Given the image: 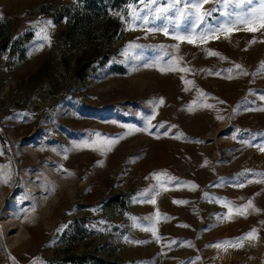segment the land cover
I'll list each match as a JSON object with an SVG mask.
<instances>
[{
  "label": "rangeland",
  "instance_id": "1",
  "mask_svg": "<svg viewBox=\"0 0 264 264\" xmlns=\"http://www.w3.org/2000/svg\"><path fill=\"white\" fill-rule=\"evenodd\" d=\"M76 1L0 0V264H264V29L237 23L260 0H209L198 27L196 0H129L83 80L57 19Z\"/></svg>",
  "mask_w": 264,
  "mask_h": 264
},
{
  "label": "trees",
  "instance_id": "2",
  "mask_svg": "<svg viewBox=\"0 0 264 264\" xmlns=\"http://www.w3.org/2000/svg\"><path fill=\"white\" fill-rule=\"evenodd\" d=\"M128 2L129 0H78L57 11L58 20L66 19L62 39L68 48L67 52L75 56L74 75L78 80L85 79L95 67L103 66L108 61L110 45L122 34L116 11ZM13 36L9 22L0 24V55L6 50L10 54L14 53ZM67 52L63 50V57ZM70 58L63 59L66 67ZM96 261L103 262L99 259Z\"/></svg>",
  "mask_w": 264,
  "mask_h": 264
},
{
  "label": "snow or ice",
  "instance_id": "3",
  "mask_svg": "<svg viewBox=\"0 0 264 264\" xmlns=\"http://www.w3.org/2000/svg\"><path fill=\"white\" fill-rule=\"evenodd\" d=\"M141 3H145V0H140ZM158 0H147L146 7H150L152 5H156ZM175 3H179L180 0H174ZM247 3H251L252 0H246ZM209 3V0H196L195 3L191 5V8L189 9V12L187 13L188 16L195 17V20L193 21V27H198L200 23H202L206 16L211 15V11L204 10V5ZM261 3V9L258 11H252L250 14L245 16H238L237 17V23L247 25L246 28L247 31H257L259 29H264V0H260ZM173 5H169L168 7H155L150 14L154 16L155 19H161L166 20L168 18L167 14L169 12V8ZM191 9H195V11H192ZM181 15H185L184 13H181ZM147 19L145 18V23H148ZM47 24H51V21H48ZM259 25V27H255L254 25ZM235 28V25L233 27H221L219 29H213L212 34L209 35L207 33H202L199 37L194 38L192 35H176L173 37L174 39L178 41H187L188 43H195L196 39H199L200 42H206L208 39H218L219 33L224 32L226 34L231 33ZM42 32L45 33L44 39H48L47 33L44 29H41ZM148 31H163L165 35H169L167 25L161 27V28H150ZM254 42V41H253ZM177 49L179 48V45L177 44L175 46ZM209 55H218V53L215 52H209ZM237 69H240V65L235 66ZM261 68L264 69V63H262ZM175 70V69H172ZM183 70V69H181ZM247 74V73H244ZM188 83H191L190 81ZM261 99H264V96L261 97ZM159 103H163V100L161 99ZM134 131H139V129H133ZM107 143L111 144L114 143V141H108ZM76 147H81V145H76ZM264 150V149H262ZM159 179V175L156 177ZM152 203H155V200L153 199L151 201ZM182 203V202H180ZM252 202L249 201L248 204L245 206V208H251ZM238 214H243V211L238 212ZM147 230V229H146ZM155 234V233H154ZM249 239H255V235L253 233H249L248 237ZM216 247H220V245H216ZM36 264H42V262L37 261Z\"/></svg>",
  "mask_w": 264,
  "mask_h": 264
},
{
  "label": "bare ground",
  "instance_id": "4",
  "mask_svg": "<svg viewBox=\"0 0 264 264\" xmlns=\"http://www.w3.org/2000/svg\"><path fill=\"white\" fill-rule=\"evenodd\" d=\"M166 151H164L163 153H162V155H161V157H162V160H165V158H166V153H165Z\"/></svg>",
  "mask_w": 264,
  "mask_h": 264
}]
</instances>
